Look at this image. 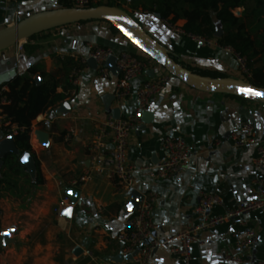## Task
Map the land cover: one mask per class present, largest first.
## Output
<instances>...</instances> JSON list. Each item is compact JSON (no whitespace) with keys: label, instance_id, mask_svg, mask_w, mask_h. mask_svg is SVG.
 <instances>
[{"label":"crops","instance_id":"crops-1","mask_svg":"<svg viewBox=\"0 0 264 264\" xmlns=\"http://www.w3.org/2000/svg\"><path fill=\"white\" fill-rule=\"evenodd\" d=\"M58 7L60 0H0V29L33 13ZM129 11L183 63L223 76L248 78L241 71L236 55L219 46L220 27L215 38L196 41L173 31L157 13L141 8ZM177 24L182 26L184 21ZM89 43L147 58L108 22L100 20L72 23L29 37L22 41L19 57L14 46L0 52L2 61L14 59L10 63L12 70L6 69L8 75L0 78V85L35 66L39 75L45 73L58 80L59 93L70 92V97L39 115L32 124L30 143L40 162L44 183L33 187L27 183L23 192L21 179L18 189L12 192L0 187L3 211L0 231L14 227V241L5 248L0 246V264L125 263L128 259H120L122 244L117 235L125 230L127 219L144 193H158L154 211L156 235L166 237L200 222L197 206L203 193L215 194L221 201L210 208L209 216L221 215L249 200L256 179L263 175L253 165L257 145L235 147L231 134L249 122L255 125L257 139H263L264 104L199 91L170 76L163 91L143 112L137 131L130 137L127 156L129 162L141 167L157 165L165 156L163 138L171 135L185 139L190 145L193 156L188 165L171 179L159 181L146 170L138 171L130 188L113 177L96 175L78 188L80 197L73 205L71 218L63 216V211L57 214L55 208L67 196V189L72 188L71 181L90 164L91 142L98 127L109 117L125 116L137 106L135 98L120 101L115 97L118 73L112 71V61H107L112 75L107 79L98 75L97 67L89 62ZM71 64L73 67L82 64L81 84L75 88L70 83ZM150 69L156 70V78L164 75L155 62ZM148 70L137 79V85L152 78ZM63 107L67 109L62 111ZM39 131L48 134L47 147ZM218 140L221 143L216 146ZM247 230L256 232L259 242L250 250L239 251L236 245L246 238ZM201 235L206 245L193 246L190 264H239L224 263V257L230 254H251L255 263L248 264L264 260V211L251 213L246 225L234 219ZM152 264L184 262L168 247H159Z\"/></svg>","mask_w":264,"mask_h":264},{"label":"built area","instance_id":"built-area-1","mask_svg":"<svg viewBox=\"0 0 264 264\" xmlns=\"http://www.w3.org/2000/svg\"><path fill=\"white\" fill-rule=\"evenodd\" d=\"M14 2L17 0H6ZM95 0H71L73 6L86 7ZM128 5L133 0H123ZM173 31L186 35L196 41H209V39L197 35L186 33L181 26L173 24L167 19H163ZM220 46V45H219ZM15 55L19 57L23 48L22 42L15 46ZM236 55L241 71L250 77V68L246 58L236 54L232 47L220 46ZM88 57L96 61L98 75L104 79L112 75L107 60L115 55L118 68V80L115 88V97L122 101L135 98L137 106L129 114L122 117H109L96 130L89 155L90 164L86 170L77 178L71 181V187L78 189L81 185L91 181L96 175H105L117 179L124 187L133 186L135 176L138 171L146 170L155 180L171 179L180 173L190 162L193 154L190 145L181 137L167 135L163 138L165 156L157 165L138 166L128 160V143L130 137L137 131L141 122L143 112L163 91L170 79V74L164 73L159 77L143 81L136 84L150 65L155 61L150 57L142 58L130 51L123 50L115 52L111 47L89 43ZM64 58V57H63ZM81 68L73 67L70 73V83L75 88L81 84ZM8 87L0 86V128L4 137H14L19 128L14 124L4 112V105L9 103L6 95ZM75 94V90L72 91ZM231 140L235 147H245L256 144V156L253 161L255 168L263 171V175L256 179L255 189L251 192V198L238 203L235 207L227 209L223 214L210 217L208 210L221 201L219 197L211 193H203L197 206V214L200 222L189 226L174 235L159 237L156 235L158 225L154 221V211L158 203V193L148 191L143 194L141 202L136 207L134 213L127 219L126 228L117 235V240L122 244V254H133L137 248L139 251L132 259L121 264H152L154 252L159 247H168L172 254L180 255L184 264H190L193 253V246L203 247L206 245L202 232L214 229L227 221L237 219L240 225L247 224V218L255 211H264V138L258 140L256 128L253 123H244L238 132L231 134ZM216 142V146L220 145ZM71 200L68 196H63L55 211L57 214L70 207ZM3 218V211L0 207V224ZM259 242V236L253 230H247L246 238L237 243V249L250 250ZM235 262L239 264L255 263L251 254L246 256L240 254H230L224 257V263ZM256 264H264V260Z\"/></svg>","mask_w":264,"mask_h":264},{"label":"trees","instance_id":"trees-1","mask_svg":"<svg viewBox=\"0 0 264 264\" xmlns=\"http://www.w3.org/2000/svg\"><path fill=\"white\" fill-rule=\"evenodd\" d=\"M60 4L63 7L73 6L71 0H60ZM100 4L123 9L124 1H93L89 6ZM131 4L133 8L157 13L159 17L173 24L183 20L184 24L181 27L186 33L197 34L209 40L215 38L220 27L222 34L217 38L218 44L232 47L236 54L246 58L251 74L247 80L258 86H264V0H137ZM239 8L242 9L240 12H238ZM111 27L118 31L114 26ZM174 58L183 63L175 55ZM185 65L203 75L223 77L221 74ZM76 67L81 68L82 64H77ZM72 68L71 64V71ZM38 72L37 67L30 66L26 74L16 75L5 84L8 87L6 95L9 103L5 104L3 109L8 118L19 128L14 140L20 152L19 155L8 153L1 156L0 154L3 162L0 166V187L7 192L18 189L20 179L23 177H28L27 182L32 187L44 183L40 162L30 143L32 124L39 115L50 112L70 97V92L57 91L59 82L52 75L41 73L42 81L38 84L35 81ZM72 88L71 86L70 91ZM26 151L31 152L36 161L37 175L34 180L29 177L25 166L19 160L20 155Z\"/></svg>","mask_w":264,"mask_h":264},{"label":"water","instance_id":"water-1","mask_svg":"<svg viewBox=\"0 0 264 264\" xmlns=\"http://www.w3.org/2000/svg\"><path fill=\"white\" fill-rule=\"evenodd\" d=\"M93 20L106 21L114 26L142 53L153 59L161 71L178 78L191 88L206 93H217L241 97L264 104V86H258L247 79L231 76L212 77L191 70L184 63L178 62L174 58V54L171 49L150 34L143 27V25L135 20L126 10L107 4L86 7L61 6L28 15L14 24L0 29V52L13 47L17 43L22 42L36 34L72 23ZM109 60L112 61V66L109 62L107 63L112 68V71L114 73H118L115 55L110 56L107 61ZM12 61V59H7L6 61H2V65L0 64L1 79L6 76H2V74L6 71V65L8 63H12ZM89 62L94 66L97 65L95 59L92 57L89 58ZM148 74L150 77L155 78L156 70L150 69L148 70ZM1 79L0 84L2 82ZM10 79H7V81ZM35 81L40 84L42 81L41 75H36ZM66 105H68V103ZM66 109L67 108L63 107L62 111H65ZM52 115L54 116V113ZM39 135L44 138V145L47 147L49 145L48 134L46 132L39 131ZM8 153L17 155L20 154L15 144L14 137H4V133L0 128V154L1 156H4ZM25 156L27 157L26 160L24 159ZM19 160L25 166L26 172L34 180L37 175V165L33 154L29 151L23 152L20 155ZM2 163L3 162L0 159V166ZM133 192L135 194V191ZM66 193L70 198L72 205L64 209L62 215L69 219L73 213V205L79 201L80 190L68 188ZM209 213L210 210H208V214ZM13 233L14 227L8 230L0 231V246L2 248L9 246L14 241L12 238ZM138 251L139 248H137L132 255H121L120 259L130 260Z\"/></svg>","mask_w":264,"mask_h":264},{"label":"rangeland","instance_id":"rangeland-1","mask_svg":"<svg viewBox=\"0 0 264 264\" xmlns=\"http://www.w3.org/2000/svg\"><path fill=\"white\" fill-rule=\"evenodd\" d=\"M95 1H103V0H95ZM122 7H123V9L126 10V11H127V12H128V13H129L134 19H135V20H137V21L140 23V21H139V19L137 18V16L134 15L133 13H131V12L129 11V8H133L131 3L128 4V7H125V5H123ZM12 60H13L12 62H14V59H12ZM0 64L2 65V60H1V59H0ZM11 65H12V64H9V63L6 65V67H7L6 69H7L8 71L12 70ZM8 71L4 72V74H2V76L8 75V73H7ZM21 181H22L21 183H22L23 185H22V188H21L20 191L23 192V191L26 189L25 186H27V183H28V182H27V177H25V178H21Z\"/></svg>","mask_w":264,"mask_h":264},{"label":"snow or ice","instance_id":"snow-or-ice-1","mask_svg":"<svg viewBox=\"0 0 264 264\" xmlns=\"http://www.w3.org/2000/svg\"><path fill=\"white\" fill-rule=\"evenodd\" d=\"M24 159L26 160V159H27V157L25 156V157H24Z\"/></svg>","mask_w":264,"mask_h":264}]
</instances>
